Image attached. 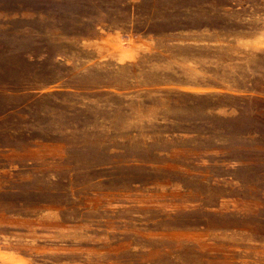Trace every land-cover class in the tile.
I'll return each mask as SVG.
<instances>
[{
  "label": "rangeland",
  "instance_id": "obj_1",
  "mask_svg": "<svg viewBox=\"0 0 264 264\" xmlns=\"http://www.w3.org/2000/svg\"><path fill=\"white\" fill-rule=\"evenodd\" d=\"M0 264H264V0H0Z\"/></svg>",
  "mask_w": 264,
  "mask_h": 264
}]
</instances>
